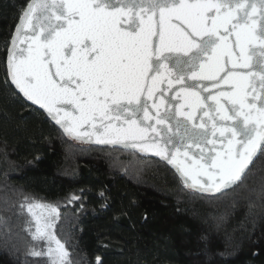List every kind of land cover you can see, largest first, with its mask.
<instances>
[{
  "label": "snow or ice",
  "instance_id": "obj_1",
  "mask_svg": "<svg viewBox=\"0 0 264 264\" xmlns=\"http://www.w3.org/2000/svg\"><path fill=\"white\" fill-rule=\"evenodd\" d=\"M11 44V85L72 139L150 153L222 195L264 156V0H31ZM27 212L48 247L26 255L71 264L58 208Z\"/></svg>",
  "mask_w": 264,
  "mask_h": 264
},
{
  "label": "trees",
  "instance_id": "obj_2",
  "mask_svg": "<svg viewBox=\"0 0 264 264\" xmlns=\"http://www.w3.org/2000/svg\"><path fill=\"white\" fill-rule=\"evenodd\" d=\"M30 1L0 0V264H51L26 255L30 246L47 250L27 231V204L36 202L58 208L54 233L71 264L97 256L102 264H264V156L239 188L210 196L160 160L67 137L7 75Z\"/></svg>",
  "mask_w": 264,
  "mask_h": 264
},
{
  "label": "water",
  "instance_id": "obj_3",
  "mask_svg": "<svg viewBox=\"0 0 264 264\" xmlns=\"http://www.w3.org/2000/svg\"><path fill=\"white\" fill-rule=\"evenodd\" d=\"M31 2V1H30ZM29 2V3H30ZM26 10V9H25ZM15 35V32H14V34H13V36ZM13 36H12V38H13ZM11 41H12V39H11ZM11 47H12V44H11V42H10V44H9V47H8V51H7V58H8V54H9V50L11 49ZM9 79H10V77H9ZM14 88H15V86L14 85H12ZM17 92H18V90H16ZM19 93V92H18ZM20 94V93H19ZM21 96H22V94H20ZM23 97V96H22ZM24 99V98H23ZM25 100V99H24ZM26 101V100H25ZM29 105H31V106H33V107H35L36 109H38V110H40V111H42L46 116H47V114L44 112V110L43 109H39L38 108V106H35V105H32L31 104V102H29V101H26ZM48 118V117H47ZM49 119V118H48ZM50 120V119H49ZM54 125H56L55 124V122L54 121H51ZM58 128H59V126L58 125H56ZM60 129V128H59ZM62 132H63V130L62 129H60ZM65 135V134H64ZM68 137V136H67ZM70 138V137H69ZM72 139V138H71ZM72 140H74V141H76V142H78V143H83V144H87V145H91V146H95V147H113V148H118V149H122V150H126V151H131V152H135V153H139V154H141L142 156H144V157H146V158H151V159H157V160H160V161H162L163 163H165L168 167H170L172 170H174L175 171V173L179 176V174L177 173V171H176V169L171 165V164H169L166 160H163V159H161L160 157H158V156H154V155H152V154H150V153H141V152H139L138 150H136V149H132V148H124V147H122L121 145H110V144H96V143H94V142H84V141H81V140H76V139H72ZM255 161H256V159H255ZM254 161V162H255ZM250 167H252V165H250ZM179 178H180V176H179ZM181 179V178H180ZM192 190V189H191ZM192 191H194V190H192ZM194 192H197V193H201V192H198V191H194ZM201 194H206V195H210V196H216V195H219V194H221V193H212V192H209V193H201Z\"/></svg>",
  "mask_w": 264,
  "mask_h": 264
},
{
  "label": "rangeland",
  "instance_id": "obj_4",
  "mask_svg": "<svg viewBox=\"0 0 264 264\" xmlns=\"http://www.w3.org/2000/svg\"><path fill=\"white\" fill-rule=\"evenodd\" d=\"M36 203H41V202H36ZM42 204H44V203H42ZM46 205H48V204H46ZM37 211H39V210H37ZM31 217V216H30ZM31 219H32V217H31ZM57 220V219H56ZM56 220H55V223H56ZM33 226H34V222H33ZM54 226H55V224H54ZM35 230V228L33 227V231ZM51 231H53L54 232V228L51 230ZM55 234V233H54ZM56 239H57V237H56ZM37 245H40V244H42L43 246H46V248L48 247V242L47 241H45V240H41V241H34ZM53 248H55V244L53 243L52 245H51Z\"/></svg>",
  "mask_w": 264,
  "mask_h": 264
}]
</instances>
